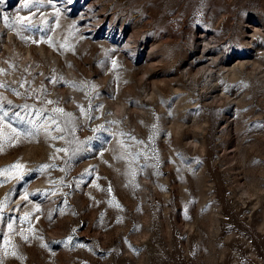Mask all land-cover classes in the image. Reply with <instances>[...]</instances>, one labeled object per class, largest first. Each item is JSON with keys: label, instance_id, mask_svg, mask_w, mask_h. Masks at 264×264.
Listing matches in <instances>:
<instances>
[{"label": "rangeland", "instance_id": "374dc122", "mask_svg": "<svg viewBox=\"0 0 264 264\" xmlns=\"http://www.w3.org/2000/svg\"><path fill=\"white\" fill-rule=\"evenodd\" d=\"M0 170V264H264V0H0Z\"/></svg>", "mask_w": 264, "mask_h": 264}, {"label": "snow or ice", "instance_id": "6c2138e0", "mask_svg": "<svg viewBox=\"0 0 264 264\" xmlns=\"http://www.w3.org/2000/svg\"><path fill=\"white\" fill-rule=\"evenodd\" d=\"M57 111H60V112H62V110H61V109H57ZM13 167H14L15 169H21L23 166H22V165H19V164H17V165H14ZM0 171L7 172L8 170H0Z\"/></svg>", "mask_w": 264, "mask_h": 264}, {"label": "bare ground", "instance_id": "6f19581e", "mask_svg": "<svg viewBox=\"0 0 264 264\" xmlns=\"http://www.w3.org/2000/svg\"><path fill=\"white\" fill-rule=\"evenodd\" d=\"M202 35V34H201ZM203 36V35H202ZM207 66V65H206ZM200 68V67H199ZM204 68H206V67H204ZM210 69V68H209ZM223 69V68H222ZM208 70V69H207ZM212 71V70H211ZM216 72V71H215ZM198 73V72H197ZM206 73V72H205ZM210 74V73H209ZM209 76V75H208ZM212 77V75L211 76H209L208 78L210 79ZM210 81H211V79H210ZM215 84V83H214ZM212 90V89H211ZM218 99V98H217ZM237 100V99H236ZM235 100V101H236ZM237 103H238V100H237ZM237 106V105H236Z\"/></svg>", "mask_w": 264, "mask_h": 264}]
</instances>
